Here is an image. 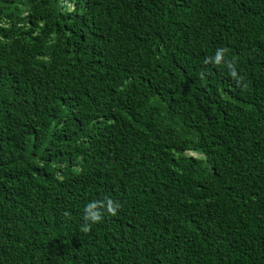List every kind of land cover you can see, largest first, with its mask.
<instances>
[{
	"label": "trees",
	"instance_id": "obj_1",
	"mask_svg": "<svg viewBox=\"0 0 264 264\" xmlns=\"http://www.w3.org/2000/svg\"><path fill=\"white\" fill-rule=\"evenodd\" d=\"M0 264H264V0H0Z\"/></svg>",
	"mask_w": 264,
	"mask_h": 264
},
{
	"label": "clouds",
	"instance_id": "obj_2",
	"mask_svg": "<svg viewBox=\"0 0 264 264\" xmlns=\"http://www.w3.org/2000/svg\"><path fill=\"white\" fill-rule=\"evenodd\" d=\"M120 205L108 199L105 203L98 201L89 202L84 209L83 219L85 221L83 225V231L87 232L90 230L91 225L101 222L104 219L105 212L111 215H116Z\"/></svg>",
	"mask_w": 264,
	"mask_h": 264
}]
</instances>
